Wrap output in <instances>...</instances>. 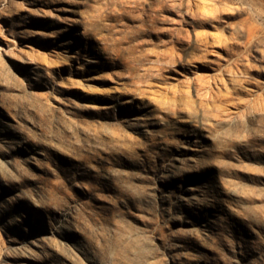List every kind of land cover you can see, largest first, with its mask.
Segmentation results:
<instances>
[{"label":"rangeland","instance_id":"1","mask_svg":"<svg viewBox=\"0 0 264 264\" xmlns=\"http://www.w3.org/2000/svg\"><path fill=\"white\" fill-rule=\"evenodd\" d=\"M0 264H264V0H0Z\"/></svg>","mask_w":264,"mask_h":264}]
</instances>
